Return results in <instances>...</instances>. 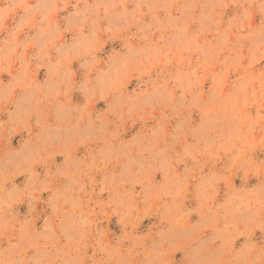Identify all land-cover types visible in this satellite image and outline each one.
<instances>
[{"label": "rangeland", "instance_id": "obj_1", "mask_svg": "<svg viewBox=\"0 0 264 264\" xmlns=\"http://www.w3.org/2000/svg\"><path fill=\"white\" fill-rule=\"evenodd\" d=\"M0 264H264V0H0Z\"/></svg>", "mask_w": 264, "mask_h": 264}]
</instances>
